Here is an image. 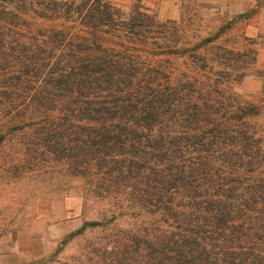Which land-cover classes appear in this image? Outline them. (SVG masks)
I'll use <instances>...</instances> for the list:
<instances>
[{
    "label": "trees",
    "instance_id": "16d2710c",
    "mask_svg": "<svg viewBox=\"0 0 264 264\" xmlns=\"http://www.w3.org/2000/svg\"><path fill=\"white\" fill-rule=\"evenodd\" d=\"M196 17L0 0L1 170L82 182L65 264H264L260 47Z\"/></svg>",
    "mask_w": 264,
    "mask_h": 264
},
{
    "label": "rangeland",
    "instance_id": "374dc122",
    "mask_svg": "<svg viewBox=\"0 0 264 264\" xmlns=\"http://www.w3.org/2000/svg\"><path fill=\"white\" fill-rule=\"evenodd\" d=\"M109 1L130 7L137 0ZM139 1L162 20H179L185 11L197 16L196 20H205V25L208 20L217 26L234 20L232 34L244 32L264 52V0ZM257 68L264 71V55ZM262 87L263 80L251 76L237 90L259 100ZM262 121L264 124V116ZM4 157L0 154V264H65L66 258L78 251V245L59 249L65 236L81 225L82 182L51 173L10 175V180L1 170Z\"/></svg>",
    "mask_w": 264,
    "mask_h": 264
},
{
    "label": "crops",
    "instance_id": "0c3cea01",
    "mask_svg": "<svg viewBox=\"0 0 264 264\" xmlns=\"http://www.w3.org/2000/svg\"><path fill=\"white\" fill-rule=\"evenodd\" d=\"M109 1V0H108ZM198 1V0H197ZM111 2V1H110ZM236 13H240V12H236ZM182 15V14H181ZM242 33H244V32H242ZM244 35H245V33H244ZM247 36V35H246ZM247 37H249L250 38V36H247ZM252 38V37H251ZM261 55L263 56L264 55V52H260L259 51V55H258V61H259V57H261Z\"/></svg>",
    "mask_w": 264,
    "mask_h": 264
}]
</instances>
